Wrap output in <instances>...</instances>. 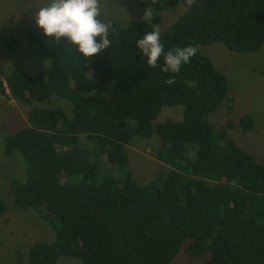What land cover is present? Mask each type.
Instances as JSON below:
<instances>
[{
    "label": "trees",
    "instance_id": "16d2710c",
    "mask_svg": "<svg viewBox=\"0 0 264 264\" xmlns=\"http://www.w3.org/2000/svg\"><path fill=\"white\" fill-rule=\"evenodd\" d=\"M150 19L109 22L111 46L85 58L66 40L30 29L25 40L51 60L47 74L21 68L0 79V93L25 104L27 124L8 135L3 153H19L24 179L12 177L13 202L49 222L51 241L34 243L30 264H170L184 251L199 264H264V162L228 131L254 128L249 115L217 128L208 116L225 105L229 82L197 47L220 42L236 52L264 44V0H193L161 31L165 49L196 54L178 73L151 67L136 40L180 0H135ZM99 39V37H97ZM6 46L15 49L12 37ZM174 79V83L165 81ZM57 96L61 107L35 105ZM180 119L155 121L162 107ZM231 106H229L230 108ZM160 139L169 167L139 184L126 146L139 135ZM5 202L0 198V214Z\"/></svg>",
    "mask_w": 264,
    "mask_h": 264
},
{
    "label": "rangeland",
    "instance_id": "374dc122",
    "mask_svg": "<svg viewBox=\"0 0 264 264\" xmlns=\"http://www.w3.org/2000/svg\"><path fill=\"white\" fill-rule=\"evenodd\" d=\"M46 0H0V79L3 74L15 68L30 73L38 71L47 74L51 60L38 54L36 47H30L24 36L27 30L40 29L34 22L33 13L44 6ZM187 0H180L174 7L162 10L157 27L163 31L186 8ZM101 18L105 22L125 25L133 19H150L152 9L139 5L135 0H98ZM148 10L151 15L143 16ZM12 37L18 39L15 49L6 46ZM209 56L217 70L223 72L229 82L225 105L212 112L208 118L217 128L225 125L229 118L237 121L242 115H249L254 128L246 132L241 128L229 129L228 135L235 143L253 153L264 162V44L254 52H236L220 42L197 47ZM35 105L61 107L71 112L67 100L51 96L45 102ZM33 104L0 93V198L5 202V211L0 214V264H30L29 249L36 242L51 241L53 230L48 221L34 209H24L13 202L10 179H24V161L19 153L5 157L3 147L8 135L27 124L26 114ZM229 106H231L229 108ZM181 107H162L155 121L165 118L180 119ZM160 139L135 136L126 146L128 167L133 179L145 183L159 171L169 167L157 157ZM205 255V254H203ZM199 255L198 257H202ZM180 251L170 264H199L201 258ZM77 257H60L57 264H81Z\"/></svg>",
    "mask_w": 264,
    "mask_h": 264
},
{
    "label": "clouds",
    "instance_id": "9594fccd",
    "mask_svg": "<svg viewBox=\"0 0 264 264\" xmlns=\"http://www.w3.org/2000/svg\"><path fill=\"white\" fill-rule=\"evenodd\" d=\"M150 15L146 10L143 16ZM33 19L44 36L57 42L66 40L85 58L102 55L111 46L108 38L111 24L101 18L98 0H46L44 6L35 10ZM136 45L151 67H157L162 57L160 67L166 73H178L196 54V49L191 46L166 50L158 27L140 36ZM165 82L172 84L174 79Z\"/></svg>",
    "mask_w": 264,
    "mask_h": 264
}]
</instances>
